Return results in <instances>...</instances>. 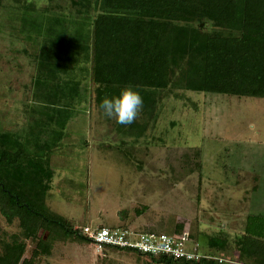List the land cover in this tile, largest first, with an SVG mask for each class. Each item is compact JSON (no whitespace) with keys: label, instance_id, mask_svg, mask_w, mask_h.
I'll return each instance as SVG.
<instances>
[{"label":"rangeland","instance_id":"1","mask_svg":"<svg viewBox=\"0 0 264 264\" xmlns=\"http://www.w3.org/2000/svg\"><path fill=\"white\" fill-rule=\"evenodd\" d=\"M78 1L4 0L0 12V132L43 151L52 170L43 205L78 231L89 224L187 233L188 246H204L201 254L245 264L236 239L246 215L264 214V98L174 89L137 139L94 105L89 62L69 63L80 86L76 99L47 100L34 91L40 50L57 52L47 38L75 34L85 42L99 11L96 0ZM51 77L42 85L53 92ZM20 231L17 219L0 213V251ZM213 237L227 245L205 244ZM24 241L28 257L35 242ZM36 263L183 264L70 239L53 241Z\"/></svg>","mask_w":264,"mask_h":264},{"label":"trees","instance_id":"2","mask_svg":"<svg viewBox=\"0 0 264 264\" xmlns=\"http://www.w3.org/2000/svg\"><path fill=\"white\" fill-rule=\"evenodd\" d=\"M3 1L0 0V12ZM80 2L73 0L74 6ZM96 3L99 11L90 19V34L85 42L75 34L51 36L48 42L56 45L57 52L46 56L40 50L34 91L47 100L76 99L80 86L68 74L69 63L89 62L93 102L98 109L105 96L125 85H133L141 93L144 104L136 120L130 125L118 124L137 139L148 125L155 123L158 104L166 92L174 89L264 98V0ZM48 74L58 84L53 92L42 85ZM22 144L0 132V213L8 222L17 219L21 230L3 243L0 264H37L38 257L50 253L55 240L89 241L70 222L43 205L52 170L42 157L43 151L36 154ZM41 229L48 232L45 240L42 234L38 235ZM213 238L205 244L213 248L227 245L224 239ZM25 239L35 242L28 257H23ZM236 246L239 257L246 259L245 264H264V214L246 216ZM201 247L204 248L198 244ZM109 248L165 263L223 264L214 257L183 261L163 255L154 258L127 248Z\"/></svg>","mask_w":264,"mask_h":264},{"label":"built area","instance_id":"3","mask_svg":"<svg viewBox=\"0 0 264 264\" xmlns=\"http://www.w3.org/2000/svg\"><path fill=\"white\" fill-rule=\"evenodd\" d=\"M79 232L98 246L127 248L153 256L163 255L172 259L190 261L201 257L198 244L187 245V233L173 236L165 232L136 231L127 227L93 226L85 224Z\"/></svg>","mask_w":264,"mask_h":264},{"label":"clouds","instance_id":"4","mask_svg":"<svg viewBox=\"0 0 264 264\" xmlns=\"http://www.w3.org/2000/svg\"><path fill=\"white\" fill-rule=\"evenodd\" d=\"M143 104L141 93L129 84L105 96L99 104V109L105 117L114 119L117 124L130 125L136 120Z\"/></svg>","mask_w":264,"mask_h":264},{"label":"water","instance_id":"5","mask_svg":"<svg viewBox=\"0 0 264 264\" xmlns=\"http://www.w3.org/2000/svg\"><path fill=\"white\" fill-rule=\"evenodd\" d=\"M122 213H123V211H120V213H119V218L121 219L122 218Z\"/></svg>","mask_w":264,"mask_h":264},{"label":"crops","instance_id":"6","mask_svg":"<svg viewBox=\"0 0 264 264\" xmlns=\"http://www.w3.org/2000/svg\"><path fill=\"white\" fill-rule=\"evenodd\" d=\"M247 216V215H246ZM246 216H245V219H246ZM245 219H244V224H245ZM218 232H220V231H218ZM221 233V232H220ZM225 235V234H224Z\"/></svg>","mask_w":264,"mask_h":264}]
</instances>
